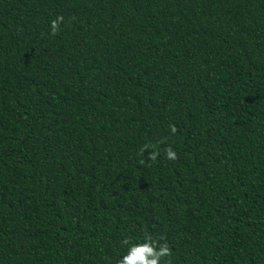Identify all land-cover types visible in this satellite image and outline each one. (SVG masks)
Masks as SVG:
<instances>
[{
    "label": "trees",
    "instance_id": "obj_1",
    "mask_svg": "<svg viewBox=\"0 0 264 264\" xmlns=\"http://www.w3.org/2000/svg\"><path fill=\"white\" fill-rule=\"evenodd\" d=\"M133 259L264 264V0H0V264Z\"/></svg>",
    "mask_w": 264,
    "mask_h": 264
},
{
    "label": "clouds",
    "instance_id": "obj_2",
    "mask_svg": "<svg viewBox=\"0 0 264 264\" xmlns=\"http://www.w3.org/2000/svg\"><path fill=\"white\" fill-rule=\"evenodd\" d=\"M64 18L63 16H57V18L53 21H51V30H50V35H56L59 31H60V24L63 23ZM170 130L173 134H175V132L177 131L175 126H170ZM149 146L145 145L144 148L141 149V152H144ZM166 152V159L171 160V161H175L178 157H177V153L171 148H167L165 150ZM158 155V153H151L150 156L148 157V159H155L156 156ZM143 163V161H141ZM166 255H171L170 250L168 249V247H166L165 249ZM132 264H134V259L132 260Z\"/></svg>",
    "mask_w": 264,
    "mask_h": 264
}]
</instances>
